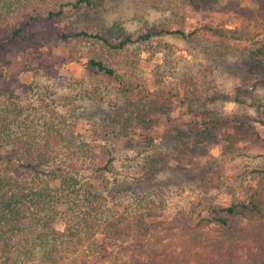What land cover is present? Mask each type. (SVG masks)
<instances>
[{"label":"trees","instance_id":"1","mask_svg":"<svg viewBox=\"0 0 264 264\" xmlns=\"http://www.w3.org/2000/svg\"><path fill=\"white\" fill-rule=\"evenodd\" d=\"M91 5L93 0H0V60L7 52L55 38L72 46L82 38L120 51L157 36L190 39L197 34L166 24L139 32L118 22L92 31L63 26L68 9ZM87 57L91 72L110 79L128 96L126 103L115 106L125 121L119 133L131 143L137 128L147 127L137 111L143 113L142 100L151 90L127 79V70L99 52ZM191 79L187 76L186 82ZM183 92L196 118L181 127L168 114L167 162H158L162 153H147L145 162L132 164L116 162L114 148L98 128L81 133L64 115L20 102L7 80H0V264H264V246L246 260L239 252L245 242L264 240V167L251 170L259 178L244 175L233 188L222 180L211 182L210 172L224 177L218 161L201 164L197 156L207 154L220 139L226 120ZM216 98L212 94L205 99ZM157 107L168 113L165 102ZM106 118L114 120V115ZM128 124L137 127L129 130ZM239 141L223 139V160L246 154ZM201 166L206 168L189 198L174 202L156 184L168 169L190 177ZM214 185L228 187L229 205L215 204L209 193Z\"/></svg>","mask_w":264,"mask_h":264},{"label":"rangeland","instance_id":"2","mask_svg":"<svg viewBox=\"0 0 264 264\" xmlns=\"http://www.w3.org/2000/svg\"><path fill=\"white\" fill-rule=\"evenodd\" d=\"M260 4L264 8V2L258 4L256 0H93L91 6L68 9L63 26L92 31L118 22L130 32H139L166 24L187 32L196 30L197 34L190 39L157 36L120 51L103 49L82 38L76 39L74 46L60 38L50 39L5 53L0 60V80H7L20 102L64 115L81 133L98 128L114 148L116 162L132 164L145 162V155L161 153L158 162H167L168 114L181 127H188L187 122L196 118L187 106L189 100L183 92L187 90L190 100L203 101V107L226 120L221 122L220 139L197 158L201 164L216 159L224 177L210 172V181L222 180L233 188L244 175L259 178L251 170L264 167V9ZM95 51L121 71L127 70V79L151 90L142 100L143 113L137 111L146 118L147 127H138L139 134L131 143L119 133L125 121L115 106L126 103L128 96L118 92L110 79L87 68V55ZM187 76L192 78L188 83ZM212 94L217 96L214 101L205 99ZM162 102L168 113L158 110ZM106 111L114 120L106 118ZM136 127L128 124L129 130ZM144 136L151 141L142 142ZM227 136L240 140L238 147L246 154L223 160V139ZM205 168H195L192 177L168 169L159 174L156 184L178 202L192 196L200 180L198 174ZM227 188L214 185L209 190L218 206L231 203ZM259 243L245 242L239 251L242 258L246 260L245 256L264 246V240Z\"/></svg>","mask_w":264,"mask_h":264}]
</instances>
